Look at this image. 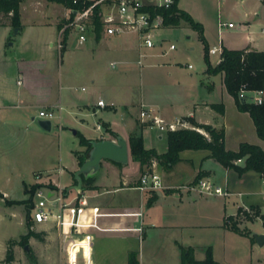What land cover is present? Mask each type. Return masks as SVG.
<instances>
[{"label": "crops", "instance_id": "crops-1", "mask_svg": "<svg viewBox=\"0 0 264 264\" xmlns=\"http://www.w3.org/2000/svg\"><path fill=\"white\" fill-rule=\"evenodd\" d=\"M257 2L253 16L234 28L219 27L221 23L231 22L217 21L216 41L211 39L207 30L208 6L202 0H178L177 8L202 26L208 50L215 47L264 52V0ZM68 11L64 6L46 0H24L19 8L17 32L12 35L14 28L7 20L0 24V122H4L9 108L27 113L28 123L40 120L31 110L47 108L53 110L54 118L50 121V131L46 133L51 132L55 124L61 139L65 138V128L68 127L74 131L73 135L78 134L89 141H114L112 133L126 141L128 162L117 165L102 160L89 187L81 191L89 205L98 207L104 214L98 220L100 227L110 229L92 231L91 263L127 264L128 254L135 253L138 264H180L183 249H190L195 260H202L209 247L215 261L230 264L222 253L216 252L215 244L223 246L238 237L251 246L257 245L254 235L264 234V231L248 228L251 221L240 219L238 226L248 231L253 241L226 229L223 222L226 217H235L239 209H254L264 216L258 201H245L250 196L255 198L264 194V180L259 174L249 171L239 175L226 169L211 158L208 150H184L170 170H164L152 159L150 171L146 172L157 174L162 188L141 191L138 186L143 173L129 153L128 138L135 132L141 134L146 149L155 150L158 155L167 150L166 135L140 121L141 104L166 122L187 118L222 130L226 151H236L241 143L257 145L264 151V141L257 136L249 115L237 109L234 98L226 91L223 74L207 75L206 66L201 71V79H196L192 72L182 74V68L166 59L163 36L155 37L154 47L145 49L139 48L134 33L108 36L103 29L99 33L93 29L87 31L86 41L79 45L76 31L70 29L63 43L64 49L59 51V26L66 22ZM185 24L163 26L159 31L180 28L195 32ZM44 28L51 29L52 33L40 35L38 31ZM72 32L75 33V43L70 39ZM196 36L203 58V46L198 34ZM70 42L74 43L73 47H83L69 51ZM168 50L175 48L171 50L168 46ZM54 53L60 54L57 67ZM214 56L216 54H208L212 67L219 62V57L214 60ZM112 63L115 64L113 68ZM186 68L191 69L189 65ZM186 68L183 69L186 71ZM99 100L104 102V107L97 105ZM215 104L222 105V113L211 107ZM243 123H249L255 135L252 133L250 141L231 142L230 133L243 131ZM79 148L80 153L85 151L84 147ZM237 165L243 166V160ZM78 168V158H72L68 164L58 162L54 169H38L32 173H42L39 183L48 181L59 185L69 198H73L76 195L72 189L74 172ZM200 180L220 188L225 195L200 193L197 188ZM34 183L35 180L30 183L22 181V186ZM0 194V204L11 210V215L17 214L16 206H20L27 219L24 203H7L26 201L25 193L20 200L8 199L5 192ZM260 219L264 227V220ZM39 226L37 232L45 233L46 238H60L53 224ZM20 236L6 241L0 263L5 258L8 241H18ZM51 245L49 250L54 248ZM17 247L19 245L13 247L14 261ZM49 250L48 258L51 255ZM62 255L65 258L64 252ZM46 263H50L49 260Z\"/></svg>", "mask_w": 264, "mask_h": 264}, {"label": "rangeland", "instance_id": "rangeland-1", "mask_svg": "<svg viewBox=\"0 0 264 264\" xmlns=\"http://www.w3.org/2000/svg\"><path fill=\"white\" fill-rule=\"evenodd\" d=\"M202 2L205 6H208V16L206 19L208 26L206 27L213 41H216L217 37V21L221 20L239 25L242 21L248 20L253 16L255 6L259 3L257 0H246L243 2L239 0H222V3H217V0H202ZM3 20L1 19V21ZM51 31V29L44 28L39 30L38 33L40 35L41 33L42 35H47L52 33ZM13 34L14 31L12 32ZM40 35L38 36L39 39H41ZM196 35L195 32L180 28L176 31H155L156 38L161 36L165 38L163 49L167 51L166 59H169L173 63L175 62L177 67L182 68L180 70L182 74L192 72L196 79H201V71L205 63L202 58L201 45L198 43ZM70 39L71 41L74 40L75 43L74 32L71 33ZM74 43H69V51L78 50L77 48L83 47L76 44L77 48L73 47ZM170 45H173L175 50L169 51L168 46ZM66 55L63 59L64 66H66ZM214 57V60L218 58L217 55ZM58 59H60V54L54 53L55 67L59 65ZM187 65L191 69H187ZM183 68L187 70L185 71ZM31 113L37 115L38 108L31 110ZM3 120L4 122H0V192H5L4 195L8 199H23L25 193V198L27 196L28 200L34 191V186L38 184H28L23 187L22 181L27 183L32 182L34 174L40 173H32L33 171L38 169H54L58 162L68 164L72 161V158H77V155L82 154L79 150V137L72 134L71 130H69L71 128H65V138L61 139L55 124L52 125V131L46 133V131H43L38 126L37 119L32 123H28L27 113L14 108L6 110ZM242 126L244 128L243 131L238 132L235 130L230 133L229 139L231 142L235 140L250 141L252 133L255 135L254 129L249 123H243ZM44 183L48 186L52 185L48 181ZM262 188L264 189V185ZM245 201L248 203L258 201L262 210L261 213L264 215V194L261 197L256 196L255 198L250 196ZM22 210L20 206H16L17 214L11 215L9 213L11 210L6 209L0 204V259L4 256L6 241L9 238H18L26 232L23 225L25 214ZM245 210L249 211L248 209ZM249 214H252V212L249 211ZM10 216L11 218H9ZM261 221L259 217L258 219H253L248 224V228L264 231ZM33 228L34 232H37L40 226L35 225ZM45 236L47 235L43 233L42 240L30 238L27 250H25L26 245L17 247L15 261L11 264H64L61 239H49ZM51 244H53L54 248L49 250L48 246L51 247ZM214 249L217 253L220 252V255L222 253L224 260L230 264H264V245L262 247L255 244L251 246L243 238L235 237V239H230L223 246L221 243L215 244ZM48 250L51 254L49 258L47 256ZM47 260L50 263H46Z\"/></svg>", "mask_w": 264, "mask_h": 264}, {"label": "trees", "instance_id": "trees-1", "mask_svg": "<svg viewBox=\"0 0 264 264\" xmlns=\"http://www.w3.org/2000/svg\"><path fill=\"white\" fill-rule=\"evenodd\" d=\"M24 0H0V24L1 19L7 20L12 28L20 27V4ZM64 6L66 9L73 11H82L84 8L92 4L91 0H80L72 3L71 0H46ZM177 1L169 9H157L152 14H159L163 18L164 26H177L179 23H186L192 30L197 32L198 38L203 46V60L206 66L205 74L217 75L223 74V83L226 91L234 100L236 107L239 111L245 112L252 120L257 136L264 141V103L261 105L244 102L238 98L241 90L253 91L264 90V52L263 51H248V50H227L222 48L220 61L216 66L212 67L208 59V46L203 37L202 26L195 22L187 13L177 8ZM99 7L94 8L92 16V24L95 33L102 30V25L98 17ZM74 17L73 13L70 14L69 20ZM67 22V21H66ZM65 23V22H64ZM63 25V24H62ZM62 25L59 26L61 29ZM68 30L64 31L62 39V51L64 49L63 43L65 42ZM211 107L218 112H223L221 104L211 105ZM189 122L193 127L203 130L207 133L206 138L201 133L193 129H181L175 132L166 134L167 150L165 153L158 155L155 150L146 149L143 145L142 136L140 133L135 132L128 138V146L130 157L133 161L137 162L140 167V172L145 173L146 170L150 171L152 159H155L164 170H170L178 161L179 153L184 150H208L211 158L222 165L226 169H232L239 175L252 171L264 177V151L257 145L241 143L236 151H226L224 147V133L222 130H216L209 125L198 124L192 121ZM116 138L117 135L112 133ZM78 135V134H77ZM80 146L85 148V151L77 155L78 164L81 166L85 156L90 149V141L78 135ZM243 160V166H238L237 162ZM120 165L118 163H115ZM92 178H84L81 176L82 190L86 189ZM198 179H196L197 181ZM39 185L34 186L33 189ZM89 189H95L90 187ZM0 198L2 195L0 194ZM10 204L26 203L29 207V199L22 202H7ZM249 211L252 214H249ZM248 212L245 209H239L235 217L224 218L223 225L237 234L249 237L253 241V237L245 229H240L238 221L243 219L252 221L257 217L262 218L259 212L250 209ZM26 232L21 235L18 241L10 240L7 243L6 254L3 260L5 264H11L14 261L13 247L15 245L25 246L28 244L30 238L42 240V233L34 232L32 223L27 217L25 222ZM127 264H138L135 258V253L128 254ZM180 264H220L214 260L212 251L208 247L205 251L204 259L195 260L190 249H183Z\"/></svg>", "mask_w": 264, "mask_h": 264}, {"label": "built area", "instance_id": "built-area-1", "mask_svg": "<svg viewBox=\"0 0 264 264\" xmlns=\"http://www.w3.org/2000/svg\"><path fill=\"white\" fill-rule=\"evenodd\" d=\"M71 1L76 3L80 0ZM173 3L174 0H93L92 4L82 11L72 12L68 9L67 22L62 25L58 33L57 48L59 51L62 49L65 30L74 29L76 31L79 45L86 41L87 31L94 29L92 16L96 6L100 8L97 15L106 35L118 36L134 33L137 36L139 48H152L155 45V31L164 26L161 15L152 14V12L157 9H169ZM71 13L74 17L69 20ZM224 26L234 28L233 23L219 24V27ZM169 49H174V46L170 45ZM221 53L220 48L213 47L208 50V54H216L219 61ZM114 66L115 64L112 63L111 67ZM238 98L244 102L261 105L264 103V90H241ZM97 105L104 107V102L99 100ZM37 117L52 121L54 112L43 108L38 110ZM139 119L160 134L166 135L181 129H193L208 138L206 132L193 127L187 118H177L166 122L152 114V110L144 104L140 105ZM33 177L39 186L32 192L27 208V216L32 223L31 228L35 225L53 224L63 244L64 264H92V231L110 230L101 228L98 223L99 218L104 214L99 211L98 207L89 205L84 194L76 192L73 198H69L63 187L56 184L48 186L45 183H39L42 173H35ZM262 179L264 180V177ZM160 188L162 184L157 174L145 172L140 177L139 190ZM197 188L200 193L207 195H225L223 190L206 181H198Z\"/></svg>", "mask_w": 264, "mask_h": 264}, {"label": "water", "instance_id": "water-1", "mask_svg": "<svg viewBox=\"0 0 264 264\" xmlns=\"http://www.w3.org/2000/svg\"><path fill=\"white\" fill-rule=\"evenodd\" d=\"M17 32V28H14V33ZM38 126L44 131H50L51 122L49 120H37ZM74 133V131H72ZM102 160H108L118 164H126L128 162V149L126 141L117 136L114 141L112 140H98L90 141V149L85 156L83 163L74 172L75 185L72 189L81 193L82 182L81 176L84 178L92 177L99 169ZM29 217V216H28ZM255 241L258 246L264 244V234H255ZM27 245L25 250H27Z\"/></svg>", "mask_w": 264, "mask_h": 264}]
</instances>
